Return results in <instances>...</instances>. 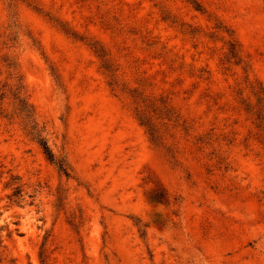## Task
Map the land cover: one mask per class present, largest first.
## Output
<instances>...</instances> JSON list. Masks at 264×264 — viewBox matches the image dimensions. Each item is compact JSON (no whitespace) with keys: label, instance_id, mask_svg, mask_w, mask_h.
<instances>
[{"label":"rangeland","instance_id":"374dc122","mask_svg":"<svg viewBox=\"0 0 264 264\" xmlns=\"http://www.w3.org/2000/svg\"><path fill=\"white\" fill-rule=\"evenodd\" d=\"M258 94L264 0H0V264H264Z\"/></svg>","mask_w":264,"mask_h":264},{"label":"trees","instance_id":"16d2710c","mask_svg":"<svg viewBox=\"0 0 264 264\" xmlns=\"http://www.w3.org/2000/svg\"><path fill=\"white\" fill-rule=\"evenodd\" d=\"M197 10H199V9H197ZM227 60L228 61L233 60L234 62L239 61L238 52H237L236 46H234V44H230V46H229L228 54H227ZM261 95L263 96L264 94H258L256 97L257 105L261 106V109H264V98H262ZM244 106H246L247 111H251L250 110L251 108H249V105H244ZM21 107H22V112L24 113L26 118H29L30 114H29V110H28L27 105L22 104ZM256 121H257L256 128H258V129L262 128V130H264V116H261L260 113H257L256 114ZM141 123L144 125H147L149 127V131L151 132L150 133L151 135H154L156 133L155 129L152 126H150L148 120L144 119V122L141 121ZM31 131H32L31 134L34 135V139L37 141L38 145L41 147V149H42L44 155L46 156V158L48 159V161H50L51 163H53L57 167L60 174H63L64 176L69 177L67 165L63 161L55 160V156L52 153V151L50 150V148L47 144V141L40 136V134H39V132H37L35 126L31 127Z\"/></svg>","mask_w":264,"mask_h":264}]
</instances>
